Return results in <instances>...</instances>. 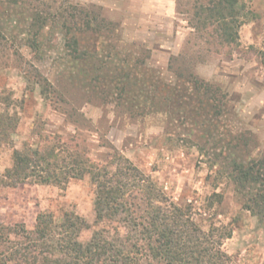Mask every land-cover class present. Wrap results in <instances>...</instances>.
Here are the masks:
<instances>
[{
  "label": "rangeland",
  "instance_id": "1",
  "mask_svg": "<svg viewBox=\"0 0 264 264\" xmlns=\"http://www.w3.org/2000/svg\"><path fill=\"white\" fill-rule=\"evenodd\" d=\"M183 1L0 0V96L13 99L10 111L20 121L13 145L2 147L0 174L12 165L15 149L44 146L46 136L71 137L86 155L101 163H109L118 152L150 177L170 201L190 207L193 220L203 231L213 225L229 226L233 234L224 241L223 250L234 263L264 264V213L254 215L246 209L254 189L238 188L228 176L225 159L212 166L215 151L209 146V155H202L199 147L191 144L204 145L208 137L203 131L210 127L215 131L211 142L242 147L240 139L244 138L248 147L245 152L238 148L239 158L264 160V65L258 55V51L264 52V0H242L258 18L241 27L240 47L221 50L220 54L200 47L202 42L190 27ZM71 6L94 8L114 24L115 34L109 40L103 38L101 47L114 45L119 53L148 54L146 64L155 83L176 84L180 80L176 73L192 72L220 89L217 97L223 106L222 100L216 105L208 103V96L209 116L203 112L205 116L200 118V108L185 96L188 111L167 114L153 107L158 102L153 99L156 91L148 101L129 104L118 100L119 91L113 88L104 104L91 88L72 83L62 22L41 34L39 51L30 46V26L37 13H61ZM33 67L64 91L70 103L67 115L43 99L39 86L33 87L28 76ZM190 94L195 95L192 89ZM197 120L203 121V129ZM217 150L219 153L220 147ZM225 158H230L228 152ZM94 199L89 176L71 180L65 189L0 185V228L24 224L32 230L41 213H52L61 220L65 212H74L90 225L81 236L85 242L95 230L106 226L96 224ZM120 231L124 233L123 228Z\"/></svg>",
  "mask_w": 264,
  "mask_h": 264
},
{
  "label": "trees",
  "instance_id": "2",
  "mask_svg": "<svg viewBox=\"0 0 264 264\" xmlns=\"http://www.w3.org/2000/svg\"><path fill=\"white\" fill-rule=\"evenodd\" d=\"M181 6L189 16L194 35L202 42L200 47L208 53L220 54L221 50L240 47L241 27L258 18L242 0H185ZM60 22L67 36L65 60L72 83L91 88L104 104L109 102L113 88L119 91L118 100L124 99L129 104L148 101L156 91L153 99L158 102L154 108L166 110L167 114L188 111L183 100L186 96L192 100L189 103H196L192 105L200 108V118H204L203 112L210 106L205 104L207 97L208 103L215 105L222 100L217 97L219 88L203 82L192 72L176 73L180 79L176 84L159 79L157 84L152 80V70L147 68L148 54H125L121 50L119 53L114 45L101 47L104 43L101 40L111 39L116 28L94 8L71 6L61 13H37L30 26L33 31L30 46L39 51L41 34ZM258 55L264 65V52L260 50ZM170 66L173 69V62ZM28 76L33 87L39 86L43 99L56 111L68 114L66 106L70 103L59 85L34 67ZM222 103L223 100L220 107ZM13 104L10 96H0V161L2 147L13 145V134L20 122L10 111ZM201 122L197 120L196 124L202 127ZM203 133L210 141L205 139L204 145L191 140L190 143L197 145L202 155H209L208 146L215 151L212 166L225 159L228 176L238 188L254 189L251 205H246V209L254 215L263 214L264 160L247 162L239 158L238 148L245 152L248 147L244 138L240 139L242 147H238L211 142L213 128ZM43 140L44 146L27 145L14 150L12 165L0 174V185L37 184L65 189L71 180L89 176L95 188L96 224L106 226L95 230L85 242L81 236L90 225L74 212H65L61 220L52 213H41L32 230L24 224L2 226L0 264H236L223 250L224 241L233 234L229 226L213 225L209 231H203L193 220L190 207L170 201L150 177L120 153L109 163H101L86 155L71 137L46 136ZM227 152L231 159L225 158ZM230 152L235 155H229Z\"/></svg>",
  "mask_w": 264,
  "mask_h": 264
}]
</instances>
